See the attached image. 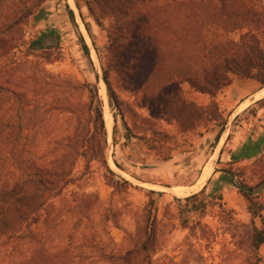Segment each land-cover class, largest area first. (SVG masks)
I'll return each instance as SVG.
<instances>
[{
	"label": "rangeland",
	"instance_id": "rangeland-1",
	"mask_svg": "<svg viewBox=\"0 0 264 264\" xmlns=\"http://www.w3.org/2000/svg\"><path fill=\"white\" fill-rule=\"evenodd\" d=\"M169 1L154 0V6ZM94 2L74 0L87 43L66 0H45L23 24L17 61L5 69L41 123L34 144L25 134L34 153L18 148L10 165L16 175L37 168L53 185L22 210L28 219L8 224L13 236L0 238V264H264V244L252 239L264 221V155L231 166L237 191L207 185L223 131L238 126L264 138V98L254 107L246 98L264 89L261 83L231 75L238 92L248 90L247 116L245 108L222 105V90L212 99L180 80L177 98L146 84L136 92L114 67L110 21L94 20L88 8L101 17ZM242 32L208 25L202 38L209 48L238 41ZM104 73L109 86L103 90ZM104 96L113 118L105 134L97 118L99 111L104 117ZM205 166L211 173L203 188L177 197L175 187L200 184ZM239 187L253 190L249 201ZM183 188L176 192L187 195L191 188Z\"/></svg>",
	"mask_w": 264,
	"mask_h": 264
},
{
	"label": "trees",
	"instance_id": "trees-1",
	"mask_svg": "<svg viewBox=\"0 0 264 264\" xmlns=\"http://www.w3.org/2000/svg\"><path fill=\"white\" fill-rule=\"evenodd\" d=\"M44 1L0 0V238L13 236L7 226L17 217L28 219L29 213L22 218V210L28 209L39 193L52 191V180H44L37 168L16 175L10 165L18 148L27 154L33 149L34 153L35 146L26 145L29 134H25H32L29 143L34 144L40 132L36 125L41 123L36 111L23 102L19 84L13 85L5 74V69L16 63L23 45V24ZM93 1L101 16L88 8L94 20L110 21L114 67L136 92H143L146 84L161 96L177 98L174 85L180 80L213 99L232 84L231 75L256 80L264 88V0H170L164 7L154 6V0ZM68 12L72 16V11ZM208 25L222 33L243 32L238 41L224 40L208 48L202 38ZM82 49L89 57L84 43ZM137 76L139 82L131 80ZM103 80L109 86L105 73ZM110 99H114L113 93ZM97 118L105 134L101 111ZM239 192L249 201L253 190L239 187ZM252 239L255 246L264 244V221L261 229L253 230Z\"/></svg>",
	"mask_w": 264,
	"mask_h": 264
},
{
	"label": "crops",
	"instance_id": "crops-1",
	"mask_svg": "<svg viewBox=\"0 0 264 264\" xmlns=\"http://www.w3.org/2000/svg\"><path fill=\"white\" fill-rule=\"evenodd\" d=\"M263 90L264 89H259L249 93L250 95L246 98L250 97L253 99V101L250 102L249 106H253L256 104L260 105L262 103V99L264 98V96L257 97V95L260 91L262 92ZM247 91L248 90L246 89L245 92ZM245 92H238L237 84L232 83L229 87L222 89V91L218 95V98L220 99L222 105L227 108V110L230 109V111H234L240 106L238 110L241 111L248 104L246 102L247 100L245 98ZM246 109L247 108H245V112H243L242 114L247 116L248 110ZM249 116V123L251 124V122L253 121V117L252 115ZM259 121V123L261 124V120ZM235 128H237L238 131L235 130L229 132V134L228 132L226 133V131H223L217 137L219 149L215 157V167L211 173V176L207 180V185L210 186L211 189L220 188L223 193L237 191L236 177L230 172L231 166L252 162L264 155V138L263 134L262 136H260V131L258 133H247L243 128L241 129L238 126H235ZM196 183L197 181L191 186H182L187 189L191 188L185 198L192 196L193 193L198 192L193 190L194 186L196 187L198 184Z\"/></svg>",
	"mask_w": 264,
	"mask_h": 264
},
{
	"label": "bare ground",
	"instance_id": "bare-ground-1",
	"mask_svg": "<svg viewBox=\"0 0 264 264\" xmlns=\"http://www.w3.org/2000/svg\"><path fill=\"white\" fill-rule=\"evenodd\" d=\"M66 2L69 4L70 10H72V12L75 13L76 22L78 24L79 30L82 33V35L85 37V41L88 43L90 41V39H89V37L87 35V32H86L85 27H84V24L81 21L82 18L80 19V15L78 13V10L76 8V5L74 3V0H66ZM91 58H92L93 61H95V59H96L95 52L93 51V49L91 50ZM104 85L105 84L103 82H100L99 87H101V89L104 90V88H105ZM259 96H264V90L262 92L261 91L259 92ZM104 99H105V102H106L105 103V107H104V113H103L104 114V117L103 118H104V122H105V128H106L107 131H111L112 123H113V118H112V115L110 114V112H107V111H109V106H108V103H107L106 96H104ZM210 173H211V168L209 166H205V168H204L203 172L201 173V175L199 177V180H198V182H200V184H198L196 187L194 186V189H193L194 191H198L199 192V190H201L203 188L204 183H205L206 179L209 177ZM182 189H184V188L183 187H176V188L173 189V192H174V194L177 197H179V198H185L187 196L186 195V192L187 191L184 192L183 195H179L176 192V191H181ZM184 191H185V189H184Z\"/></svg>",
	"mask_w": 264,
	"mask_h": 264
},
{
	"label": "water",
	"instance_id": "water-1",
	"mask_svg": "<svg viewBox=\"0 0 264 264\" xmlns=\"http://www.w3.org/2000/svg\"><path fill=\"white\" fill-rule=\"evenodd\" d=\"M102 82L105 84L104 80L102 79Z\"/></svg>",
	"mask_w": 264,
	"mask_h": 264
}]
</instances>
